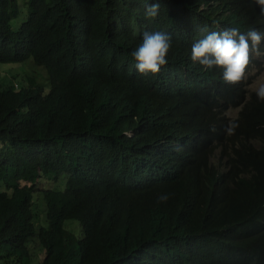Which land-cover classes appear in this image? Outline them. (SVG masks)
Returning a JSON list of instances; mask_svg holds the SVG:
<instances>
[{"label":"trees","instance_id":"trees-1","mask_svg":"<svg viewBox=\"0 0 264 264\" xmlns=\"http://www.w3.org/2000/svg\"><path fill=\"white\" fill-rule=\"evenodd\" d=\"M155 2L147 18L141 0H0V264H264V194L196 126L263 140L264 99L228 134L188 55L259 8ZM153 29L170 34L166 63L141 73L130 49ZM206 151L232 170L204 169ZM251 169L264 181V161Z\"/></svg>","mask_w":264,"mask_h":264},{"label":"clouds","instance_id":"clouds-1","mask_svg":"<svg viewBox=\"0 0 264 264\" xmlns=\"http://www.w3.org/2000/svg\"><path fill=\"white\" fill-rule=\"evenodd\" d=\"M259 8V17L244 14V22L237 26L207 29L203 35L192 41L189 58L198 62L201 67L196 78L205 84H214L213 95L219 96L212 106L223 109V115L229 119L227 133H232V121L239 117L240 108L246 99L256 94L258 99H264V0H254ZM144 4L143 15L152 18L157 15L159 4L141 0ZM171 44L170 34L160 29L145 30L139 41L130 49L136 71L155 73L166 63V53ZM263 103V104H262ZM259 104L264 115V102ZM238 109L236 115L229 111ZM260 109H255L258 112ZM198 134L207 144L221 145L228 157L234 156L236 165L234 178L245 174L252 179L251 187L255 192L264 194V181L255 180L250 172L264 161V139L244 144H234L219 134L216 127L209 121H204L199 115L196 121ZM202 167L209 171L223 172L232 170L223 162L212 159L208 151L202 153ZM242 163L245 166L239 167ZM159 200L167 199V194L158 196Z\"/></svg>","mask_w":264,"mask_h":264},{"label":"rangeland","instance_id":"rangeland-1","mask_svg":"<svg viewBox=\"0 0 264 264\" xmlns=\"http://www.w3.org/2000/svg\"><path fill=\"white\" fill-rule=\"evenodd\" d=\"M16 67H18V65H16L15 66V68ZM25 69L28 71L29 69L26 67V65H25ZM29 72V71H28ZM11 74H14V75H16V73H15V71H9V73L8 74H6V75H4V80H7L9 77H10V75ZM17 76V75H16ZM18 77V76H17ZM18 85H22V84H20V80L18 81ZM44 83V82H43ZM42 83V84H43ZM238 112V109H234V110H232V111H229V113L231 114V115H236V113ZM215 156H217V154H215V155H213L212 156V159H216V157ZM52 186H54V185H52ZM42 200H43V194H42ZM40 252H42V250L40 251Z\"/></svg>","mask_w":264,"mask_h":264},{"label":"water","instance_id":"water-1","mask_svg":"<svg viewBox=\"0 0 264 264\" xmlns=\"http://www.w3.org/2000/svg\"><path fill=\"white\" fill-rule=\"evenodd\" d=\"M247 135H248V133L246 134V136H247ZM254 141H255V140H249V141H248V144H250V143H252V142H254ZM245 145H247V144H245V141H244V146H245Z\"/></svg>","mask_w":264,"mask_h":264}]
</instances>
